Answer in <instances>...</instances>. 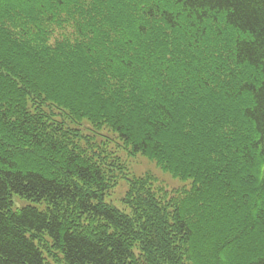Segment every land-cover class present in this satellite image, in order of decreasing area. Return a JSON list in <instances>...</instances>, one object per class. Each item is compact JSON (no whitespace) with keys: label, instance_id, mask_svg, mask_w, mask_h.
I'll use <instances>...</instances> for the list:
<instances>
[{"label":"trees","instance_id":"1","mask_svg":"<svg viewBox=\"0 0 264 264\" xmlns=\"http://www.w3.org/2000/svg\"><path fill=\"white\" fill-rule=\"evenodd\" d=\"M85 119L192 185L106 204L125 165ZM52 250L264 264V0H0V264Z\"/></svg>","mask_w":264,"mask_h":264},{"label":"rangeland","instance_id":"2","mask_svg":"<svg viewBox=\"0 0 264 264\" xmlns=\"http://www.w3.org/2000/svg\"><path fill=\"white\" fill-rule=\"evenodd\" d=\"M90 21L92 22L91 18ZM97 33L100 34V32ZM80 132H84L82 135L83 139H85L86 136H89L90 139L94 138L93 144H101L102 142L106 143L107 149L117 152L122 161H125L127 164H124L125 167L122 171L117 172L116 175L112 177L109 184V189L104 197V200L106 201V204L110 206L116 207L120 210L125 209V200L135 185V179L138 181H145L146 176L153 175L155 177L154 186L162 189L164 193H168L169 197H172L175 194L173 193L174 191L184 189L192 185L191 181L186 182L174 178L169 173L164 172L150 159L141 155H134L129 146L126 145V148L124 149L117 136L107 128H102L99 132L94 131L92 125H90L85 119L81 122ZM82 145L85 146L84 144ZM14 201H16V205L19 207L27 205V202L22 201L19 198H15ZM215 220H217V218ZM199 227H202V224L199 225ZM246 251H248L247 248ZM52 252L53 253L50 254V257L46 256L48 257L49 264H67L64 260H62V256H60L58 252L54 250H52Z\"/></svg>","mask_w":264,"mask_h":264},{"label":"bare ground","instance_id":"3","mask_svg":"<svg viewBox=\"0 0 264 264\" xmlns=\"http://www.w3.org/2000/svg\"><path fill=\"white\" fill-rule=\"evenodd\" d=\"M128 154V153H127ZM123 164L127 165L125 161H123ZM150 175V174H149ZM151 177H154L153 175H150ZM155 178V177H154ZM155 181V180H154Z\"/></svg>","mask_w":264,"mask_h":264}]
</instances>
